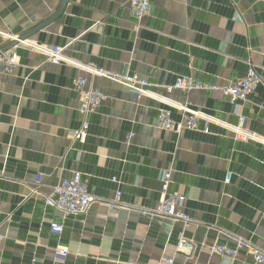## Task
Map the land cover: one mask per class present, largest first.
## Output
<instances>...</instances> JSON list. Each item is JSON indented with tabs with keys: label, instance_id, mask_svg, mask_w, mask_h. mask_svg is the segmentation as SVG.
<instances>
[{
	"label": "crops",
	"instance_id": "0c3cea01",
	"mask_svg": "<svg viewBox=\"0 0 264 264\" xmlns=\"http://www.w3.org/2000/svg\"><path fill=\"white\" fill-rule=\"evenodd\" d=\"M129 1L69 0L55 23L6 53L17 56L13 74L0 63L2 264H159L165 257L174 264H255L247 249L236 258L210 252L235 248L238 237L264 251V0H150L151 14L140 24ZM60 3L0 0V48L48 20ZM53 48L63 50L61 65L44 54ZM249 63L262 84L239 110L219 91L166 92L180 77L234 84ZM88 67L137 75L154 94L138 101L128 86L92 77ZM80 77L107 98L81 142L72 137L83 123L74 91ZM188 103L201 114L198 131L160 128L161 111L179 123L182 113L169 105ZM240 117L255 141L234 138ZM169 168L170 190L188 198L183 211L195 221L186 228L146 211L157 208ZM73 172L98 198L120 191L125 206L111 211L98 202L86 215L68 217L46 208L45 197ZM53 223L64 225L61 237L51 234ZM181 233L195 245L191 254L176 251ZM56 248L68 258L56 259Z\"/></svg>",
	"mask_w": 264,
	"mask_h": 264
},
{
	"label": "built area",
	"instance_id": "2783aa9c",
	"mask_svg": "<svg viewBox=\"0 0 264 264\" xmlns=\"http://www.w3.org/2000/svg\"><path fill=\"white\" fill-rule=\"evenodd\" d=\"M129 11L138 21V24H140L151 14L152 4L150 0H130ZM62 53L63 50L61 48H53L52 50L46 51L44 54L47 57V60L52 64L61 65L63 62L61 58ZM0 63L3 66L2 72L4 74H13L19 66L17 56L15 55L4 54L0 56ZM87 72L92 77L103 76L128 86L138 101L143 97H151L154 94L149 90L151 84L137 75H123L114 72H106L94 67H88ZM261 84L262 78L260 74L256 67L252 63H249L245 75L234 84L228 86H206L193 82L188 77H180L175 81L174 85L166 87V92L172 93L173 91L178 90L186 94H191L193 92L219 91L229 99L230 104L234 106L236 110H239L240 104L246 103ZM74 91L80 100L78 111L83 116V123L80 129L74 132L72 137L74 141L81 142L88 137L90 130V116L101 108L107 98L98 88L95 87L92 81L85 77H80L75 81ZM169 106L182 113V121L179 123L176 122L173 119L170 110H163L158 117L159 126L162 130L167 132H179L182 130L195 132L199 130L201 114L193 111L190 103L185 105L171 104ZM207 123L210 124L212 121L207 120ZM245 123L246 119L240 117L238 126L231 130L234 134V138L245 142L250 140L255 141L256 138L254 136L245 133ZM203 132L205 134L209 133L208 126L205 127ZM133 138L134 135L130 134L127 138V144H130ZM173 172L172 168L163 171L160 178V202L154 210L146 211L153 216L167 218L174 222H181L186 228L194 224L195 221L183 211V206L188 198L178 193H172L170 190L173 180ZM230 178L231 176L229 175L226 179L227 183L230 182ZM112 182L120 184L117 179H113ZM34 193L37 192L35 191ZM121 198L122 193L120 191L116 193L113 199L104 200L98 198L90 192L87 184L83 181V175L80 172H73L70 178H61L59 183L52 188L51 194L45 197V206L46 208L52 207L56 209L66 217L80 216L86 215L91 207L98 202L106 204L111 211L119 207H124L125 205ZM64 229L65 227L63 224L53 223L50 225L51 234L58 237L63 235ZM5 239L6 237L0 234V264H2L1 253ZM201 245L205 246L206 244L205 242H202ZM194 249L195 245L192 242H188L184 237V233H181L179 235V242L176 250L177 253L191 254ZM244 249H247L250 252L255 264H264V251L252 244V242L241 237L237 238L235 248L230 249L227 246L215 245L210 247V252L218 256L236 258ZM68 256V251L62 248L55 249L56 259L65 260ZM159 264H174V257H165Z\"/></svg>",
	"mask_w": 264,
	"mask_h": 264
},
{
	"label": "water",
	"instance_id": "95a60500",
	"mask_svg": "<svg viewBox=\"0 0 264 264\" xmlns=\"http://www.w3.org/2000/svg\"><path fill=\"white\" fill-rule=\"evenodd\" d=\"M69 0H61V3L59 5L58 10L45 22L38 25L37 27L33 28L32 30L26 32L22 36L18 38H14L4 47L0 48V56L12 51L14 48H16L19 44L25 43L27 40H29L31 37H33L38 32L42 31L43 29L47 28L51 24L55 23L65 12L66 7L68 5Z\"/></svg>",
	"mask_w": 264,
	"mask_h": 264
}]
</instances>
